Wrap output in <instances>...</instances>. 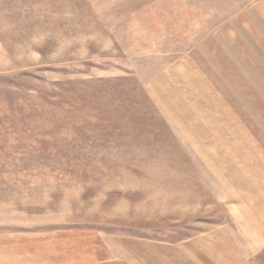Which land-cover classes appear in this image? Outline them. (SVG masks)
Segmentation results:
<instances>
[{"label":"rangeland","instance_id":"374dc122","mask_svg":"<svg viewBox=\"0 0 264 264\" xmlns=\"http://www.w3.org/2000/svg\"><path fill=\"white\" fill-rule=\"evenodd\" d=\"M235 131L264 144V3L0 0V264H201L220 225L264 264Z\"/></svg>","mask_w":264,"mask_h":264},{"label":"crops","instance_id":"0c3cea01","mask_svg":"<svg viewBox=\"0 0 264 264\" xmlns=\"http://www.w3.org/2000/svg\"><path fill=\"white\" fill-rule=\"evenodd\" d=\"M257 3H264V0H257ZM258 8L257 6L255 10L258 11ZM219 129L225 136L231 133L230 131L226 133L225 126ZM235 134L233 138H228L231 147L238 152L239 157L241 156L244 163H248L246 165L249 166V169H251V166L256 168L251 170V174L254 175L255 172L257 175H260L259 178L256 177L259 179L260 184L257 181H252L250 176L248 178L245 174L248 170L245 169V172H243L241 170L242 168H240L242 164L234 160L235 171L239 173L238 175L242 177L247 184V191L246 194H244L246 198L244 199H248L247 205L250 208L248 216L251 217L252 223L254 222L257 225L260 223L261 229L264 232V160L255 151L260 150V148L263 149L264 144L261 145L257 143L255 147L250 146L242 142L241 136L243 134L241 132L238 133V131H235ZM215 143L218 144V148L221 149L223 154L231 158L227 152V148L219 141L217 142V140H215ZM243 151L245 153H243ZM195 239L193 238L192 243L200 245L201 247V264H253L252 255L243 253V250L236 241L233 229L229 226L220 225L216 231L203 233L200 238L197 240Z\"/></svg>","mask_w":264,"mask_h":264}]
</instances>
